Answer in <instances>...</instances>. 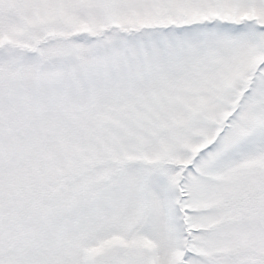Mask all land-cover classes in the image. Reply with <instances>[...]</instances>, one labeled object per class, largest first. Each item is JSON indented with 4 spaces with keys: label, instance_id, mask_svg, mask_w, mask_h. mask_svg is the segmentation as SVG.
<instances>
[{
    "label": "snow or ice",
    "instance_id": "6c2138e0",
    "mask_svg": "<svg viewBox=\"0 0 264 264\" xmlns=\"http://www.w3.org/2000/svg\"><path fill=\"white\" fill-rule=\"evenodd\" d=\"M0 264H264V0H0Z\"/></svg>",
    "mask_w": 264,
    "mask_h": 264
}]
</instances>
